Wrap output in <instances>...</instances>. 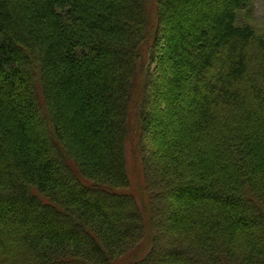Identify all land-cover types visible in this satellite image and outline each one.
I'll return each mask as SVG.
<instances>
[{"label": "trees", "instance_id": "1", "mask_svg": "<svg viewBox=\"0 0 264 264\" xmlns=\"http://www.w3.org/2000/svg\"><path fill=\"white\" fill-rule=\"evenodd\" d=\"M250 5L0 0V264H264V34ZM162 62L170 116L156 131L171 138L157 160L148 87Z\"/></svg>", "mask_w": 264, "mask_h": 264}, {"label": "rangeland", "instance_id": "2", "mask_svg": "<svg viewBox=\"0 0 264 264\" xmlns=\"http://www.w3.org/2000/svg\"><path fill=\"white\" fill-rule=\"evenodd\" d=\"M250 11L248 12L250 14V23L254 26V28L259 31L261 34H264V0H251V5H250ZM156 68L153 71L156 77V81H157V85L158 87H155V84L150 83L149 87H148V93L150 95V104H149V110H151V112L153 114L156 115V113L159 116V119L157 118V116L155 118H153L152 124H151V128L149 129L148 132V139H156V142H154V144H156L158 146L157 148V153H156V159H163V157H165V141L168 142V140H170V135H168V137L166 136L165 140H159L157 137L159 135H157V127L159 124V121H161V123H165V121L169 120V116L170 113L167 112H163L162 109L160 110V105H159V109L157 107V102L156 100H160L163 98V96H165L164 94V87L166 84H168V73H169V64L168 63H156ZM165 98V97H164ZM182 102L180 101L178 103V105L180 106V104L184 103L185 100L182 97ZM178 102V101H177ZM174 112L175 115H178V111H176V107H174ZM159 112V113H158ZM174 115V116H175ZM174 122H176V118H173ZM174 126V127H173ZM173 133H175L176 130V123H174L173 125ZM128 174L130 176V180L132 183V189L131 192H134V194L137 196L138 199H140L141 201L145 200L144 195V191L143 189H141V185H142V181H144V178L142 177L143 174V170H142V166L141 163L136 159V157H134L133 153H131L130 149L128 152ZM159 170V169H158ZM166 175L168 177L171 176V174H169V172H166ZM157 179L155 181L156 188L157 186H159V184H163V180H164V176H162V179L160 180L157 175L154 177V179ZM159 188V187H158ZM160 190V189H159ZM158 190V191H159ZM159 197V194H158ZM172 203V206H177L179 203L178 201H175L174 198L169 197L168 199H160L157 198V209L159 210V203H160V207H161V213L163 215H160L158 212V210L156 211V216L158 217L157 219L162 220V224L164 225V227L159 229L160 235H162V242L164 244L169 243V240L171 239V233L173 232V227H170L169 225V221L168 223L166 222L165 219V215H166V211L169 210V208H166V203L167 202ZM163 205V206H162ZM165 207V211L162 210ZM167 207H170V205L167 203ZM170 211H168L169 213Z\"/></svg>", "mask_w": 264, "mask_h": 264}]
</instances>
